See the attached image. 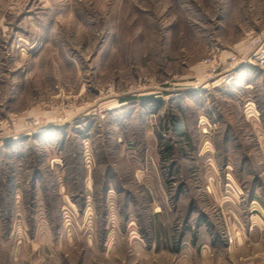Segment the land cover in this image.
<instances>
[{
	"label": "rangeland",
	"instance_id": "obj_1",
	"mask_svg": "<svg viewBox=\"0 0 264 264\" xmlns=\"http://www.w3.org/2000/svg\"><path fill=\"white\" fill-rule=\"evenodd\" d=\"M260 212L264 0H0V264H264Z\"/></svg>",
	"mask_w": 264,
	"mask_h": 264
},
{
	"label": "crops",
	"instance_id": "obj_2",
	"mask_svg": "<svg viewBox=\"0 0 264 264\" xmlns=\"http://www.w3.org/2000/svg\"><path fill=\"white\" fill-rule=\"evenodd\" d=\"M264 215L260 212V214H257L255 215L252 214L249 216V219L247 221V225L249 226L248 228V231H249V234H251V232H254V228L257 229V228H260L262 227V224H264ZM256 226V227H255Z\"/></svg>",
	"mask_w": 264,
	"mask_h": 264
}]
</instances>
